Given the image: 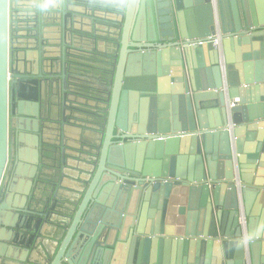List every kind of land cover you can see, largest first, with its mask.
<instances>
[{"label":"water","instance_id":"obj_1","mask_svg":"<svg viewBox=\"0 0 264 264\" xmlns=\"http://www.w3.org/2000/svg\"><path fill=\"white\" fill-rule=\"evenodd\" d=\"M84 17L95 53L67 41ZM45 123L60 125L55 143ZM78 129L86 148L66 144ZM175 252L264 264V0H0V264H174Z\"/></svg>","mask_w":264,"mask_h":264},{"label":"crops","instance_id":"obj_2","mask_svg":"<svg viewBox=\"0 0 264 264\" xmlns=\"http://www.w3.org/2000/svg\"><path fill=\"white\" fill-rule=\"evenodd\" d=\"M96 15H99V16H97V18H100V20L103 21L102 22L103 24H105L104 22L108 23L107 20H114V18H115L112 15H101L100 13H96ZM77 21H79V22H75L74 26L77 30H80L82 32V33H80V35H82V38H80V40H74L71 37V40H70V36H68V40H67L68 43L70 44V43L74 42L76 47H83L87 51H92L91 53H95L99 46H97L94 43L93 38H92V36H93V24L91 22L92 19H88L87 17H84V20L79 19ZM43 35H44V41L47 42L48 46L50 45V43L55 44L57 42H60V28L59 27L46 26L45 31L43 32ZM85 37L88 39H86ZM89 38H92V39H89ZM56 39H58V40H56ZM101 50H99V51H101ZM222 52H224L227 57L233 56V48L230 47L229 45H227L226 49H225V47H222ZM48 53L51 56H55V55H57V49H54V48L50 49V52L48 51ZM87 58H88V56H87ZM204 65L206 67H209V61H208L207 56H206V60L204 61ZM206 67H204V68H206ZM167 69H168V72H170L169 68H167ZM84 85L89 86L86 84H84ZM58 86H60V83H58L57 80L54 81V83L52 85L49 84L48 86H46L45 90L42 94L43 98L45 96L51 97L53 92L56 93L58 91V89H57ZM55 96H56V94H54L52 99H55L56 98ZM82 103L90 104V105L94 104L93 102L87 101V99H83ZM80 108L84 109V110H90L88 107H84V106H80ZM42 109H44V107H42ZM69 113H70V111H69ZM55 117H56L55 111L53 110L51 118L55 119ZM63 125H61V127ZM62 130L65 131V126H64V129L62 128ZM77 132H78L77 133L78 136H76L77 135L76 134L75 136L71 137L69 141H66V144L70 145L71 147L82 146V147L86 148V141L88 142V139L91 140L92 134L90 132L89 133L87 132L85 134V132H82V130H79V129ZM41 133H42L41 139L43 141L55 143L59 139V136H60V125L54 124V123H45L44 128L41 131ZM79 136L83 137V139H81V141L78 143ZM75 139H76V141H75ZM24 149H28V147L24 146ZM189 159H190V157L188 156L187 152H185L184 150L181 153L178 152L176 154V161L179 162L180 166L183 167V169H184L183 175L184 176L193 174V170L190 169V166H189V163H190ZM74 174H75V171L70 170L68 168L65 169L64 176L59 181L63 188L72 187L73 182H74L73 181V177H74L73 175ZM27 177L17 176L14 179L13 188L15 191L18 190V191L24 192V191H26V189H27V191L29 190V185H27V183H28ZM224 215H225L224 216V221H225L224 226L228 229L227 232L230 233L233 229V219L229 217L227 211L225 212ZM170 257H172V255H170ZM36 259L39 260L37 254H35V253L31 254V256L29 257V262H30L29 264H32V262L35 261ZM173 261H175L174 264H187L186 257L181 252H179V253L175 252L174 253ZM215 262L216 261H215L214 257L209 260V264H215ZM7 264H17V263L11 261ZM160 264H163V263H160Z\"/></svg>","mask_w":264,"mask_h":264},{"label":"built area","instance_id":"obj_3","mask_svg":"<svg viewBox=\"0 0 264 264\" xmlns=\"http://www.w3.org/2000/svg\"><path fill=\"white\" fill-rule=\"evenodd\" d=\"M210 1H211L212 6H213V10L216 11V0H210ZM213 37H215V40L212 41V45H213L214 47H217V46L219 45V35L216 34V35H214ZM204 43H205V41H203V40H199V41L196 42L195 44H197V45H202V44H204Z\"/></svg>","mask_w":264,"mask_h":264}]
</instances>
